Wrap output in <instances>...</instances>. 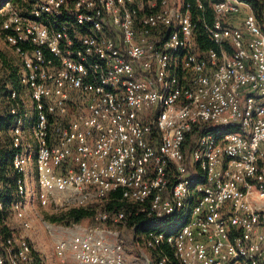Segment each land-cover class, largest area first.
Listing matches in <instances>:
<instances>
[{
    "label": "built area",
    "instance_id": "built-area-1",
    "mask_svg": "<svg viewBox=\"0 0 264 264\" xmlns=\"http://www.w3.org/2000/svg\"><path fill=\"white\" fill-rule=\"evenodd\" d=\"M261 21L245 0L8 2L0 38L17 70L9 80L0 63L13 116L0 130V264H43L27 233L51 227L53 204L117 191L179 229L134 234L133 256L128 214L102 212L58 238L61 263L264 264Z\"/></svg>",
    "mask_w": 264,
    "mask_h": 264
},
{
    "label": "trees",
    "instance_id": "trees-1",
    "mask_svg": "<svg viewBox=\"0 0 264 264\" xmlns=\"http://www.w3.org/2000/svg\"><path fill=\"white\" fill-rule=\"evenodd\" d=\"M11 1L12 0H0V10L3 9L5 5ZM245 1L252 5V8L256 15L261 18V16L264 14V1ZM204 3L207 6V18L211 19L213 16L212 12L208 9V2L204 1ZM199 41L203 47H212V44L210 43L203 44V39L201 37L199 38ZM0 63H3L5 67V73L9 76V80H11L12 77L15 76V71L17 70L14 62H11L9 59L4 58V60H0ZM2 90L6 93V88ZM5 93L3 94L4 96ZM12 120L13 116L8 114L7 108H4L3 110L0 109V130H6ZM1 160L2 156L0 155V162ZM102 202H104V205H102V208H99L97 211L93 207L95 204L87 208H71L67 212L61 214L54 221L59 224L71 226L74 224H79L83 220L92 219L93 226H95L96 223H94V218L97 214L102 212L112 214L114 212L124 210L128 214V226L130 228L135 227V237H143L150 231L172 235L175 234L180 227L181 222L177 221L178 219L176 218L155 220L153 218H149L146 214L138 213L139 207L137 205L130 204L125 200H122L120 191L112 193Z\"/></svg>",
    "mask_w": 264,
    "mask_h": 264
},
{
    "label": "rangeland",
    "instance_id": "rangeland-1",
    "mask_svg": "<svg viewBox=\"0 0 264 264\" xmlns=\"http://www.w3.org/2000/svg\"><path fill=\"white\" fill-rule=\"evenodd\" d=\"M255 1L261 2L264 0H255ZM260 19L263 21V22L261 21V24H264V14L261 16ZM4 58L9 59L11 62H14L15 64V57L12 55V53L10 52L9 48L6 46L4 41L0 38V60H4ZM102 205H104V202L96 203L93 207L97 211L99 208H102ZM68 210H62L61 208L56 207L53 204L51 207L47 208L43 212V217H44L43 220L46 221L49 225H51V227L46 229L45 227H43L41 222H38L34 230L27 233L30 239L32 240L35 249L42 256L43 264H63L55 256V246L58 238L63 237L65 235L70 236L71 234L77 232V229H79L80 227L83 228L93 227L92 219H86L79 224H74L71 226H67L65 224H59L54 221L61 214L67 212ZM94 223H95V218H94ZM62 230H67V233L63 232ZM121 232L127 243L130 253L133 256H135L137 250L133 249V243H135L134 230L125 227L123 229L121 228ZM64 264H70V261L69 262L67 261Z\"/></svg>",
    "mask_w": 264,
    "mask_h": 264
}]
</instances>
